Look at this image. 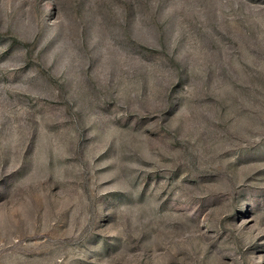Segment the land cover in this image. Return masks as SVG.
<instances>
[{
  "label": "rangeland",
  "instance_id": "obj_1",
  "mask_svg": "<svg viewBox=\"0 0 264 264\" xmlns=\"http://www.w3.org/2000/svg\"><path fill=\"white\" fill-rule=\"evenodd\" d=\"M0 264H264V0H0Z\"/></svg>",
  "mask_w": 264,
  "mask_h": 264
}]
</instances>
